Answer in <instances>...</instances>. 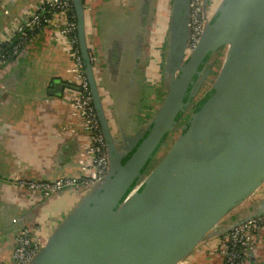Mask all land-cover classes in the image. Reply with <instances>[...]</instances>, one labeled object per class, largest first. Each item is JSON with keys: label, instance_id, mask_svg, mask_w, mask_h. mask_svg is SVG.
<instances>
[{"label": "water", "instance_id": "95a60500", "mask_svg": "<svg viewBox=\"0 0 264 264\" xmlns=\"http://www.w3.org/2000/svg\"><path fill=\"white\" fill-rule=\"evenodd\" d=\"M211 1L205 0V6ZM188 2L172 1L166 42L149 67L161 87L160 104L144 125L127 134L132 116L116 119L113 126L116 109L102 76L107 68L126 64L131 101L142 93L136 72L143 66L141 47L151 10L143 7L133 49L116 51L109 62L101 56L98 74L89 61L84 2L71 0L108 170L80 195L28 264H178L202 244L264 215V197L253 201L264 186V0H219L197 45L186 53ZM221 48L223 63L212 86L149 171ZM69 87L55 82L49 94L61 97Z\"/></svg>", "mask_w": 264, "mask_h": 264}, {"label": "crops", "instance_id": "0c3cea01", "mask_svg": "<svg viewBox=\"0 0 264 264\" xmlns=\"http://www.w3.org/2000/svg\"><path fill=\"white\" fill-rule=\"evenodd\" d=\"M42 1L0 0V38L8 36L13 23L30 15ZM145 1L94 0L96 41L100 56H106L108 62L116 51L122 53L130 46L133 49L135 33L140 29L137 25L143 24ZM141 50L140 57L146 66L138 65L136 74L141 75L143 82L138 89L142 93L134 101L133 92L127 88L126 64L122 68L109 67L102 76L104 92L113 99L116 113L120 111L114 114L113 126L116 119L132 116L133 128L127 134L144 125L162 98L160 84L149 68L153 60L142 47ZM71 68L61 40L48 35L35 37L14 62L0 67V264L10 262L14 237L22 227L47 226L44 229L50 235L80 198L71 189L42 198L19 192L11 183L17 177L53 181L80 176L85 139L79 122L72 117L67 98L63 97L69 89H64L61 97L49 94L55 82L75 81ZM121 126L127 128L124 123ZM71 129L75 132L71 133ZM245 207H239L231 216ZM215 246V242L205 244V249L188 256V264H216ZM248 264H264V228L255 249L248 254Z\"/></svg>", "mask_w": 264, "mask_h": 264}, {"label": "built area", "instance_id": "2783aa9c", "mask_svg": "<svg viewBox=\"0 0 264 264\" xmlns=\"http://www.w3.org/2000/svg\"><path fill=\"white\" fill-rule=\"evenodd\" d=\"M155 1H153L151 11L147 16L142 41V44L144 43L149 50L151 60L159 57L161 48L166 42L173 0H158V6L155 5ZM218 1L212 0L209 6H205V0H189V35L186 53L191 52L197 45L205 24L214 12ZM83 2L89 61L93 72L99 74L101 65L98 60L101 56L96 41L97 30L93 24L94 0H83ZM165 5L166 7L163 8ZM153 17L154 19H151ZM39 35H48L51 39L61 40L71 61V71L76 79L70 83L69 90L63 97L67 98V103L72 110V117L79 122V131L85 139L83 146L85 157L80 164L81 174L79 177H64L53 181L17 177L11 180V183L19 192L42 198L50 197L65 189L74 190L81 195L105 178L108 170V159L78 49L76 20L71 0H44L30 15L20 22L13 23L9 35L0 38V67L9 63L5 55L1 53L2 45L16 41L12 46L11 54L7 55L12 57L10 62H14L19 57L21 50ZM70 132L74 133L75 131L71 129ZM44 228L47 226L22 227L14 237L8 264H28L47 241L49 235L46 234ZM263 228L264 215H261L234 227L230 232L216 239L202 244L195 251L205 249V244L215 242V253L218 257L216 264H248V254L255 249L256 244L261 239ZM188 261L187 257L178 264H188Z\"/></svg>", "mask_w": 264, "mask_h": 264}, {"label": "rangeland", "instance_id": "374dc122", "mask_svg": "<svg viewBox=\"0 0 264 264\" xmlns=\"http://www.w3.org/2000/svg\"><path fill=\"white\" fill-rule=\"evenodd\" d=\"M221 49H222V51H220ZM221 49L217 50L215 52V54L213 55V57L211 58L210 69H209V72L207 74L206 79L203 80L198 93L196 94V96L194 97V99L192 100V102L189 106V109H187L185 115H183V117L181 118L178 125L171 132L170 137L166 141L165 145L161 148V150L158 152L156 157L153 159L152 164L149 168V171L160 161V159L165 155V153L171 147V145L173 144V142L175 141V139L178 137V135L180 133V128H181L183 122L186 121V119H187L188 115L190 114V112L192 111L194 105L212 86V84H213V82H214V80H215V78L219 72V69L223 63L224 48H221ZM155 63H156V59L151 62V64H155ZM262 196H264V186L260 189V191H258V193L255 195V197L253 196V201L259 199ZM250 203H251V201L244 204L243 207H245V205H249Z\"/></svg>", "mask_w": 264, "mask_h": 264}, {"label": "trees", "instance_id": "16d2710c", "mask_svg": "<svg viewBox=\"0 0 264 264\" xmlns=\"http://www.w3.org/2000/svg\"><path fill=\"white\" fill-rule=\"evenodd\" d=\"M15 42H16V41H13V42L10 43V44H5V45H2V46H1V51H2L1 53L5 55L7 62H10L11 59H12V57H8L7 55L11 54V52H12V46H13V44H14ZM220 51H222V49H221ZM220 53H221V52H220ZM11 56H12V55H11Z\"/></svg>", "mask_w": 264, "mask_h": 264}, {"label": "flooded vegetation", "instance_id": "af4514ba", "mask_svg": "<svg viewBox=\"0 0 264 264\" xmlns=\"http://www.w3.org/2000/svg\"><path fill=\"white\" fill-rule=\"evenodd\" d=\"M155 1V0H154ZM148 3H150V0H146L145 1V5H144V9H146V10H151V6H149V5H146V4H148ZM154 3V2H153ZM155 5L156 6H158L159 5V3H158V0H156L155 1ZM167 5V4H166ZM166 5L163 7V8H165L166 7ZM157 9V8H156ZM148 11V12H149ZM188 12H189V10H188ZM188 12H187V15H188ZM160 13V12H159ZM151 19H154V17L153 18H151ZM188 33H189V31H188ZM142 49H143V51L145 52V54H147L148 55V57L150 56V53H149V50H147V48H146V46H145V44L143 43L142 44ZM214 55V54H213ZM213 57V56H212ZM154 59V58H153ZM211 62V60L209 61V65L211 64L210 63ZM189 109V108H188Z\"/></svg>", "mask_w": 264, "mask_h": 264}]
</instances>
